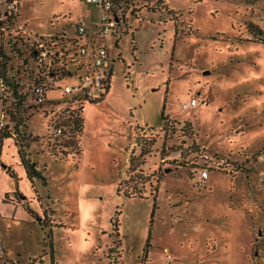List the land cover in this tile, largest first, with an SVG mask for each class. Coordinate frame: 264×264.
I'll return each instance as SVG.
<instances>
[{"label":"rangeland","instance_id":"1","mask_svg":"<svg viewBox=\"0 0 264 264\" xmlns=\"http://www.w3.org/2000/svg\"><path fill=\"white\" fill-rule=\"evenodd\" d=\"M158 1L123 5L118 47L108 37L110 88L85 103L82 154L67 159L51 149L69 150L57 128L73 102L55 90L37 104L28 93L37 66L28 33L73 35L78 22L94 33L100 6L22 0L17 22L0 25L8 76L29 94L22 129L35 138L26 152L38 172L29 177L15 139H4L0 264H52L50 239L55 264H264V33L248 28L264 31V0ZM14 100L0 90L10 129ZM137 135L157 142L141 166L145 196L130 198L118 187L140 153Z\"/></svg>","mask_w":264,"mask_h":264},{"label":"trees","instance_id":"2","mask_svg":"<svg viewBox=\"0 0 264 264\" xmlns=\"http://www.w3.org/2000/svg\"><path fill=\"white\" fill-rule=\"evenodd\" d=\"M13 0H8L11 2ZM16 10L9 11L6 8L4 11L1 10L0 6V25L2 29H5V25H13L17 22V18L20 17L21 12V0H16ZM162 0H159L157 4H160ZM77 26V24H76ZM251 32L254 34H263L264 31L258 28L256 24L253 22L249 23V27ZM76 29V28H75ZM61 32H66L65 30ZM56 34H59L56 32ZM30 37L32 35L29 34ZM40 36V34L38 35ZM33 41V40H32ZM31 41V56L33 60L37 63L36 71L32 76H30V82L28 84V93H31V96L34 98L37 104H42L48 101L49 93L51 91L59 90L64 98L73 102V106L67 109V115H64V119L61 121V127L58 126L57 129L62 130V134L68 133V139L63 143L65 146L69 148V150L57 151L55 149H51V154L55 157L65 158L67 159L71 156H80L82 154V146H81V134L84 130V109L78 103H76L74 97L69 94H65L61 91L60 88H52L53 81H59L63 79L66 75L65 68H51L49 64L46 62H42L39 59V54L37 53V49L33 47ZM10 57L4 52L3 46L0 44V79L3 83V91H11L15 100L8 107L5 113L10 117V120L14 123L13 129H10L8 125L0 124V145L6 138H14L18 147L19 153L22 158V162L26 168L27 174L29 177L35 176L38 174L35 165L31 162L30 158L27 156L26 147L29 146L32 140H35L31 134L26 133L22 128L27 126V120L30 118V115H26L28 108L25 107V102L29 94L24 92L23 85L14 79L13 77L8 76V66H9ZM51 78V80H49ZM53 79V81H52ZM111 78L109 80V84L106 87V93L110 88ZM105 93V94H106ZM105 94L102 98L97 100H92L90 102H98L99 100L105 97ZM69 107V106H68ZM61 117V118H62ZM65 126H68L66 129ZM186 130H188V134L193 137L194 136V128L192 123H185ZM65 128V129H64ZM154 129V128H151ZM157 140L155 137H151L146 139L140 135L136 137V144L141 147L140 153L138 155L132 151L129 159V167L127 170V175L129 178H124L118 187L119 193L124 194L126 197H144L145 196V183L147 181L144 175V170L141 167L146 163V156L149 155L153 151V146L156 144ZM194 145L198 147L197 143L194 141ZM144 179L143 182L141 180ZM142 184V185H140ZM157 196V195H154ZM51 242V254H52V264H55L54 255H53V244L52 239ZM39 260L40 257H36L32 264L35 261Z\"/></svg>","mask_w":264,"mask_h":264},{"label":"built area","instance_id":"3","mask_svg":"<svg viewBox=\"0 0 264 264\" xmlns=\"http://www.w3.org/2000/svg\"><path fill=\"white\" fill-rule=\"evenodd\" d=\"M100 6V19L97 30L90 33L88 27L78 22L73 35L67 32L59 34L31 33L33 47L37 49L39 60L49 64V67L59 69L65 68L66 75L59 81H53L52 88H60L65 94L74 97L76 103L82 106L87 101L102 98L106 93V87L112 77L114 49L109 46L108 37L118 38L120 25L126 21V7L123 5L133 4L136 0H87ZM16 0H0V6L5 3L6 8L16 10ZM21 29L23 25H20ZM25 31V29L23 30ZM118 39L116 40V46ZM76 76V83L64 82ZM51 80V78H49ZM64 82V83H63ZM111 83V82H110ZM3 83L0 79V90H3ZM197 99L183 104L185 109L196 107ZM59 133L62 130L58 129ZM204 176L208 172L204 171Z\"/></svg>","mask_w":264,"mask_h":264},{"label":"crops","instance_id":"4","mask_svg":"<svg viewBox=\"0 0 264 264\" xmlns=\"http://www.w3.org/2000/svg\"><path fill=\"white\" fill-rule=\"evenodd\" d=\"M22 1V0H21ZM20 12H21V10H20ZM20 17H21V15H20ZM25 26V25H24ZM27 31V30H26ZM29 32V31H28Z\"/></svg>","mask_w":264,"mask_h":264}]
</instances>
